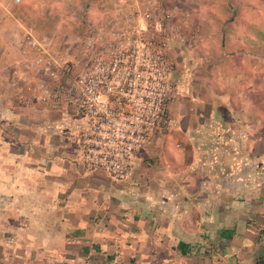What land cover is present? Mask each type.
<instances>
[{"label": "crops", "instance_id": "1", "mask_svg": "<svg viewBox=\"0 0 264 264\" xmlns=\"http://www.w3.org/2000/svg\"><path fill=\"white\" fill-rule=\"evenodd\" d=\"M207 15L198 17L203 34L222 17ZM231 17L217 49L221 62L205 60L221 78L204 93L203 72L182 65L177 96L198 105L190 123L172 126L170 140L148 143L124 182L83 170L76 123L52 130L0 81V264H264L254 21Z\"/></svg>", "mask_w": 264, "mask_h": 264}, {"label": "rangeland", "instance_id": "2", "mask_svg": "<svg viewBox=\"0 0 264 264\" xmlns=\"http://www.w3.org/2000/svg\"><path fill=\"white\" fill-rule=\"evenodd\" d=\"M23 7L24 14H20ZM199 14H221L222 17L213 20L209 26L211 30L217 27L218 31L199 32ZM231 14H248V20L264 23V0H22L20 3L0 0L1 87L13 95L15 103L34 108L35 114L48 120L52 130L60 132L69 118L45 107L37 99L43 92L51 91L53 82L41 72L36 61L42 60L41 66L55 63L59 72L62 67H70L74 74H79L86 71L90 60H110L117 56L119 51L115 46L121 47L123 55L130 59L136 56L140 60L149 59L141 46L137 53L132 45L136 38L141 44L154 38L158 45L164 44L163 52L173 67V82L177 84V73L181 71L179 75H182V65L191 61L192 71L203 72L205 85L202 92L205 93L221 78L217 75L222 72L216 66L221 62L217 49L224 22H228ZM166 16H169L168 24L156 28L153 18L160 21ZM137 30L139 36L134 34ZM26 33L41 44V51L23 53L21 40ZM255 50L259 49L255 47L252 56L253 78L259 81L260 89L253 97L254 107L258 110L254 116L255 122L263 123L264 51ZM216 58L211 73L205 60L213 62ZM181 101L184 104L179 109ZM204 102L209 103V99ZM204 102L200 104L201 108L205 107ZM196 106L195 100L187 101L177 96L169 105L172 126L190 123V113ZM178 109L180 114L185 110L189 120L177 115ZM171 129L158 138L170 140ZM152 161L150 157L145 163Z\"/></svg>", "mask_w": 264, "mask_h": 264}, {"label": "built area", "instance_id": "3", "mask_svg": "<svg viewBox=\"0 0 264 264\" xmlns=\"http://www.w3.org/2000/svg\"><path fill=\"white\" fill-rule=\"evenodd\" d=\"M168 17L160 21L153 18L155 27L167 25ZM134 34L139 36V30ZM138 39L133 51L138 53L141 46L149 59H130L115 46L117 56L90 60L86 71L79 74L70 67H62L59 72L55 63L41 66L42 60L36 61L53 82L51 91L37 99L76 123L82 169L104 173L114 182L131 178L138 155L154 138L172 128L169 105L178 95L164 44L158 45L154 38L141 44ZM21 46L23 53L42 48L30 33L23 36Z\"/></svg>", "mask_w": 264, "mask_h": 264}, {"label": "trees", "instance_id": "4", "mask_svg": "<svg viewBox=\"0 0 264 264\" xmlns=\"http://www.w3.org/2000/svg\"><path fill=\"white\" fill-rule=\"evenodd\" d=\"M23 8H21V10L19 11L20 14H24L23 12ZM232 17H235L236 14H231ZM250 30L252 31V36H253V39H252V45L256 48L259 49V51H264V23L263 22H260V23H253L251 26H250ZM250 41V39H249Z\"/></svg>", "mask_w": 264, "mask_h": 264}]
</instances>
